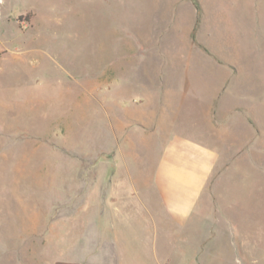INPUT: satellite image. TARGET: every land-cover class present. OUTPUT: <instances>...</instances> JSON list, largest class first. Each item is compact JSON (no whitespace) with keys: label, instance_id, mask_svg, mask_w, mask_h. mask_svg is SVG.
<instances>
[{"label":"rangeland","instance_id":"374dc122","mask_svg":"<svg viewBox=\"0 0 264 264\" xmlns=\"http://www.w3.org/2000/svg\"><path fill=\"white\" fill-rule=\"evenodd\" d=\"M195 1L0 0V264L63 261L174 136L222 151L203 198L233 206L238 252L191 263L264 264V113H234L264 89V0Z\"/></svg>","mask_w":264,"mask_h":264},{"label":"crops","instance_id":"0c3cea01","mask_svg":"<svg viewBox=\"0 0 264 264\" xmlns=\"http://www.w3.org/2000/svg\"><path fill=\"white\" fill-rule=\"evenodd\" d=\"M240 77L245 80L239 74L234 81ZM258 77L249 74L250 82ZM244 87L234 84L239 98L246 96ZM248 88L250 105L239 102L234 113L240 115L243 110L257 121L253 114L264 113V89L251 83ZM254 130L252 139L262 136V131ZM237 137L240 141L239 134ZM221 153L210 143L172 137L158 167L149 174L150 180L145 185L122 186L119 199L106 201L104 209L89 216L82 245L65 253L58 264H192L198 253L202 257V252H223L225 248L238 252L233 206L215 207L203 198ZM129 227L133 233H126ZM175 252L190 253L183 262L177 261Z\"/></svg>","mask_w":264,"mask_h":264},{"label":"trees","instance_id":"16d2710c","mask_svg":"<svg viewBox=\"0 0 264 264\" xmlns=\"http://www.w3.org/2000/svg\"><path fill=\"white\" fill-rule=\"evenodd\" d=\"M194 1V5H195V8L197 10V13H198V17H199V14H200V8H199V5L197 4V2L195 0Z\"/></svg>","mask_w":264,"mask_h":264}]
</instances>
